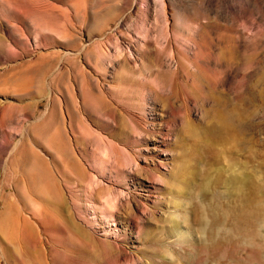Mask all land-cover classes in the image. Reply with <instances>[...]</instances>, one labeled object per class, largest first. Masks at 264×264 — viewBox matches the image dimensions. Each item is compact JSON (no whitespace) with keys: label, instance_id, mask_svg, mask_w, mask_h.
<instances>
[{"label":"rangeland","instance_id":"rangeland-1","mask_svg":"<svg viewBox=\"0 0 264 264\" xmlns=\"http://www.w3.org/2000/svg\"><path fill=\"white\" fill-rule=\"evenodd\" d=\"M0 264H264V0H0Z\"/></svg>","mask_w":264,"mask_h":264},{"label":"bare ground","instance_id":"bare-ground-1","mask_svg":"<svg viewBox=\"0 0 264 264\" xmlns=\"http://www.w3.org/2000/svg\"><path fill=\"white\" fill-rule=\"evenodd\" d=\"M200 44V43H199ZM205 44V43H204ZM204 44H200L199 46L201 47V49L202 48H205V45ZM207 45V44H206ZM221 54L222 55H224L225 54V52H221ZM106 60V59H105ZM104 60V61H105ZM107 61V60H106ZM105 61V62H106ZM107 63V62H106ZM118 64H117V67H118V69H119V71L118 72H116L117 74H118V79H119V83L121 84V85H132V86H134V88L136 87V88H138V90L140 91V94H141V92L143 93V91H146L147 89H150V86L153 84V82H154V85L152 86V87H154L153 88V90H152V92H150L149 91V93H152L153 94V96H154V98H156V97H158V98H163V92H162V85L160 84V83H162L161 81H160V78H161V76L164 74V72H163V74H160L159 72H153L154 70H152V69H159V68H162V63H161V61L160 60H154V61H152V59L150 60L149 58H147L146 59V61L145 62H143L142 61V63L138 66V67H136V63H135V65H131V66H128V62H127V60L126 59H121V60H118V62H117ZM133 63V62H132ZM99 64V63H98ZM104 64V63H103ZM105 66V65H104ZM100 67V66H99ZM106 67H109V65L107 66L106 65ZM99 69V68H98ZM100 69H103V67H100ZM105 70V69H104ZM160 70V69H159ZM168 71V70H167ZM166 71V72H167ZM104 72V71H103ZM158 73V74H157ZM120 74H125V76H121ZM138 76H140V77H142L141 78V81L140 80H138L136 77H138ZM157 79L159 80V82L160 83H157ZM136 84H134V83ZM156 82V83H155ZM165 86V85H164ZM155 87H156V89H155ZM166 87V86H165ZM90 91V90H89ZM145 93V92H144ZM143 93V94H144ZM166 94V93H165ZM149 95V94H148ZM95 96V95H94ZM150 96V95H149ZM170 96V95H169ZM152 98V97H151ZM153 99V98H152ZM159 100V99H158ZM60 139L62 140V135H61V132H60ZM67 141H63V143H62V145L61 146H63L62 148H63V150H65V149H67L68 147H67V143H66ZM58 147H59V145H58ZM60 149V148H59ZM67 151H68V149H67ZM68 164L71 166H73V165H76V161L70 156L69 158H68ZM33 162V161H32ZM31 162V163H32ZM31 163H30V169H31V174L33 175V177L31 178V180H30V182H34V180H33V178L35 179V173H37L36 175H38L39 177L41 176L42 178H43V182H44V184L45 185H49V186H52V187H55V182L52 180V178H51V176H50V172H49V170H48V168L39 160H36V162H34L32 165H31ZM38 167H40L39 169H38ZM38 170V171H37ZM41 178V179H42ZM40 181V180H39ZM41 183V185H42V181L40 182ZM40 185V186H41ZM43 186V185H42ZM39 188V187H38ZM44 190V189H43ZM59 197H60V195H59ZM178 204H176V206H177ZM179 206V205H178ZM257 216V215H256ZM5 218V217H4ZM262 218H263V216H262ZM261 219V218H260ZM242 220H243V218H242ZM262 220V219H261ZM260 220V221H261ZM217 222V220L215 221H213V222H211V223H209V224H207V222H205V219L202 221V223L204 224V231H206V227L205 226H207V234H210V232H211V228H213L212 226H214L215 225V223ZM241 222V221H240ZM220 223H221V221H220ZM261 223V222H260ZM170 224H171V231L173 232V234L175 235V236H180V237H183V238H185V239H188V238H190L189 240H191L192 241V239H194L196 236L194 235V232H193V230L191 229V228H189V227H187V226H185V224H182L181 222H179L174 216H172L171 217V219H170ZM221 224H223V223H221ZM243 224V223H242ZM254 224V223H253ZM224 225H225V223H224ZM245 225V224H244ZM260 225V224H259ZM258 225V226H259ZM252 226V225H251ZM257 226V223H256V225H255V227ZM257 226V227H258ZM240 227V226H239ZM238 227V228H239ZM260 227L262 228V226L260 225ZM216 228V227H215ZM214 228V229H215ZM248 229V228H247ZM247 229H246V231H247ZM260 229V228H259ZM216 230V229H215ZM234 230V229H233ZM257 231H259V230H257ZM257 231H254V232H256V234H257ZM236 233V232H235ZM245 233V232H244ZM236 235V234H235ZM250 236V235H249ZM256 236V235H255ZM239 238V237H238ZM182 239V238H181ZM241 239H242V237H241ZM253 239H254V237H253ZM257 239V238H256ZM183 240V239H182ZM244 240V239H243ZM242 240V241H243ZM188 241V240H187ZM191 241H189V242H191ZM252 242V241H251ZM192 243V242H191ZM189 245H191V244H188L187 246H189Z\"/></svg>","mask_w":264,"mask_h":264}]
</instances>
